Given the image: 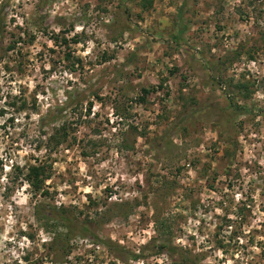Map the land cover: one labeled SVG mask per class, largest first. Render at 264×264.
I'll use <instances>...</instances> for the list:
<instances>
[{"label": "rangeland", "instance_id": "1", "mask_svg": "<svg viewBox=\"0 0 264 264\" xmlns=\"http://www.w3.org/2000/svg\"><path fill=\"white\" fill-rule=\"evenodd\" d=\"M0 14V264H264V0Z\"/></svg>", "mask_w": 264, "mask_h": 264}, {"label": "trees", "instance_id": "2", "mask_svg": "<svg viewBox=\"0 0 264 264\" xmlns=\"http://www.w3.org/2000/svg\"><path fill=\"white\" fill-rule=\"evenodd\" d=\"M1 15V14H0ZM2 23V19L0 17V26ZM0 33H2V29L0 27ZM10 50H12L14 47H9ZM156 91V87H151L150 89H142V97L141 101L145 100V97L153 92ZM50 122L55 121L56 119L51 117L48 119ZM65 126H63L62 130L64 131ZM65 133H63L64 135ZM57 137H53V139H56ZM51 142H54L52 137L49 138ZM60 141L57 142L59 144ZM1 164V162H0ZM27 171V173H25ZM51 167L50 165L46 164V162H40L37 165H29L26 167H16L15 168V174L17 180H22V182L26 181L31 190L33 191L34 195H39L40 197H47L49 196V191L46 189V181L51 177ZM51 216L56 218L59 222H61V226H65V223L69 220L68 213L64 209H59L57 207H54L53 210L49 211Z\"/></svg>", "mask_w": 264, "mask_h": 264}]
</instances>
